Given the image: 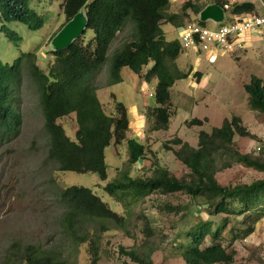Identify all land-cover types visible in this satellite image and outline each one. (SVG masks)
Wrapping results in <instances>:
<instances>
[{
    "label": "trees",
    "instance_id": "obj_1",
    "mask_svg": "<svg viewBox=\"0 0 264 264\" xmlns=\"http://www.w3.org/2000/svg\"><path fill=\"white\" fill-rule=\"evenodd\" d=\"M170 6V0H64L62 14L66 23L84 11L88 29L94 35L89 41L80 37L61 51L52 48L54 62L48 72L38 65L37 55L32 52H21L13 64L0 62V142H9L20 132L23 124L20 112L22 88L29 83L39 97L48 134L46 161L56 163L57 171L94 173L101 181H106L105 150L113 141L121 145L126 140L129 119L127 108L120 102L116 104L114 114L105 111L97 94L95 77L108 64V84L114 85L122 81L123 68L141 75L151 65L145 79H158L154 98L156 107L152 110L153 129H166L171 116L170 88L186 75L177 66L180 42L167 40L162 26L166 23L179 27L183 18H189L191 13L198 16L206 5L188 0L179 13H170ZM255 10L251 2L233 6L235 14ZM45 18L31 6V0H0V23L6 34L12 32L9 26L15 22L32 31L39 30L47 22ZM129 26L133 27L129 40H125L109 57L111 45ZM245 91L250 108L264 114L263 80L253 76L245 85ZM73 113L78 127L75 139H71L58 123L59 119ZM193 123L201 124L199 120ZM236 136L252 135L241 119L234 116L225 119L221 127L213 128L211 132L201 131L198 148L174 140L175 144H181L174 155L190 171L185 177L178 178L161 166L146 178L133 177L127 170L107 183L104 190L126 207L154 192H183L193 200L201 199L209 213L208 220L197 222V226L190 228L191 245L183 251L182 258L185 264H231L236 252H228L217 243L224 223L217 222L213 230L215 224L210 218L215 215L241 216L264 202V158L240 152L235 145ZM127 147L128 163L132 167L144 158L145 148L135 139L127 140ZM236 163L263 173V177L250 184L220 185L216 174ZM56 200L63 210L60 217L65 235L75 245L88 246L90 264H97L100 260L101 234L112 231L113 226L127 230L129 216L113 212L90 188L72 186L62 189L56 194ZM89 226L92 229L87 230ZM249 231L252 232L253 228ZM207 236L212 237L210 245L206 244ZM120 250L133 263L154 264L150 253L126 251L123 247ZM10 258L14 264H68L61 251L32 244H13Z\"/></svg>",
    "mask_w": 264,
    "mask_h": 264
},
{
    "label": "rangeland",
    "instance_id": "obj_2",
    "mask_svg": "<svg viewBox=\"0 0 264 264\" xmlns=\"http://www.w3.org/2000/svg\"><path fill=\"white\" fill-rule=\"evenodd\" d=\"M186 1L188 0H170L169 12H181L180 6ZM192 1L206 5V0ZM238 1L242 0L233 1L232 6L241 4ZM63 3L64 0H32V7L44 14L47 21L39 30L32 31L15 22L9 26L12 32L6 34L0 23V62L13 64L21 52H32L37 55L38 65L48 72L54 62L51 41L66 24L61 7ZM255 4L259 8L255 13H263L264 6L260 0H256ZM189 15V18H183L182 24L200 21L199 15ZM229 18L227 14L225 22ZM206 26L215 29L218 24L210 21ZM132 33V26L122 31L112 44L108 56L111 57L125 40H129ZM93 35V31H87L86 36L81 38L89 41ZM175 37L177 34L174 32L168 34L169 39L165 34L169 41L177 40ZM149 66L141 75L123 68L122 81L114 85L108 84L107 67L95 77L97 94L105 111L114 114L116 104L120 102L127 108L129 119L126 140L121 145H116L113 141L105 150L108 165L106 183L113 182L120 172L127 170L133 177L146 178L158 166L167 168L178 178L185 177L190 171L174 155L175 150L181 147L174 140L178 139L192 148H198V134L201 131L211 132L207 125L208 118L204 117L209 112H215V115L224 120L239 117L252 136H236V147L244 154L264 158V114L250 108L249 96L244 86L250 83L253 75L262 79L264 85V39L252 38L245 47L232 53L221 51L207 54L181 48L177 66L186 78L178 81L187 85L189 76L194 75L196 78L190 83L197 86L199 84V90H190L193 98L184 101L182 89L180 85L174 86L178 82L175 81L170 88L172 97V88L175 87L169 124L162 130L153 129L154 108L145 114L146 123L143 126L137 120L133 122L135 126L131 125L133 119L129 117L130 108L135 105L133 102L138 103L140 108L143 98L149 99V105L154 102L150 95L155 97L158 79H145L152 68ZM208 72L211 73L210 79L202 88L203 77ZM124 78L126 80L123 82ZM20 110L23 124L19 134L9 142H0V264H14L10 258V250L15 243L61 251L68 264L91 263L88 246L75 245L65 235L61 224L63 210L56 200V194L72 186L92 189L94 194L104 198L102 200L107 202L113 212L129 216L127 230L113 226L112 231L101 234L100 260L97 264H136L123 255L121 247L126 251L150 253L154 264H185L182 253L191 245L188 231L197 226V222L208 220L209 213L201 199L193 200L183 192H154L126 207L104 192L103 186L106 183L97 174L60 172L56 170V163L46 161L48 134L39 97L29 83L22 88ZM76 120L75 113L58 120L71 139L76 138ZM195 120H199L201 124L193 123ZM130 139H135L145 148L144 158L132 167L128 163L127 140ZM262 177L263 173L238 163L216 174V179L222 186L250 184ZM261 204L241 216L215 215L210 218L215 224L213 230L216 229L217 222L224 223L217 243L222 244L228 252H236L231 264H264V202ZM250 228H253L252 232L249 231ZM90 229L91 226L87 228ZM210 240L212 237L207 236V245H210Z\"/></svg>",
    "mask_w": 264,
    "mask_h": 264
},
{
    "label": "built area",
    "instance_id": "obj_3",
    "mask_svg": "<svg viewBox=\"0 0 264 264\" xmlns=\"http://www.w3.org/2000/svg\"><path fill=\"white\" fill-rule=\"evenodd\" d=\"M231 0H224L223 8L229 20L212 29L200 21H189L179 31V42L185 50L217 54L242 49L251 37L264 39V13L233 14Z\"/></svg>",
    "mask_w": 264,
    "mask_h": 264
},
{
    "label": "crops",
    "instance_id": "obj_4",
    "mask_svg": "<svg viewBox=\"0 0 264 264\" xmlns=\"http://www.w3.org/2000/svg\"><path fill=\"white\" fill-rule=\"evenodd\" d=\"M223 1L224 0H206V5H209V4H214V3H216V2H220V3H223ZM232 2L233 1H237V0H231ZM248 0H242V1H238V3H243V2H247ZM250 1V0H249ZM255 1L256 0H252V1H250L251 3H253L254 5H255V7H256V10L258 9L259 10V8L256 6V4H255ZM260 3H261V5H263L264 6V2L263 1H261L260 0ZM180 7H182V5L180 6ZM176 13H178V12H176ZM208 22H206V24H207ZM183 26V24L181 25V26H179V27H175V26H173V25H171V24H164V26L162 27L163 29H164V32H165V34H166V38H168V34L169 33H176L177 34V37H175V38H179V31H180V28ZM168 27H171L172 29L170 30V29H168ZM166 28V29H165ZM89 31H91V30H89ZM169 39V38H168ZM167 39V40H168ZM249 44H251V42L249 43ZM111 47H112V45H111ZM111 49V48H110ZM208 56V55H207ZM192 58V57H191ZM186 59H190V58H186ZM105 67H107V71H108V64L105 66ZM150 68V66L149 67H147V69H149ZM194 71H196V69H194ZM210 76H211V73L210 72H208V74L206 75V76H204L203 77V80H202V88L205 86V84L206 83H208V80L210 79ZM254 76V75H253ZM193 78H196V77H194V75H190L189 76V78L187 79L189 82H188V84L187 85H183V84H180V82H182V81H178V82H176V84L174 85L175 87H178V85H180V87H181V89H182V91H181V94H182V96H183V100L184 101H188V100H191V98H193V96L189 93L190 92V90H195V92H197L199 89V84H198V86L197 85H195V84H191L190 83V81L191 80H193ZM126 79L124 78L123 79V82L125 81ZM195 80V79H194ZM157 84V83H156ZM247 84H249V83H246V84H244V86L245 85H247ZM175 87L174 88H172V97H171V100H174V91H175ZM135 105H133V107L131 106V108H130V112H129V117H130V119H133V121H132V123H131V125L133 124V122H135L136 120L137 121H140V126H143V125H145V120H146V116H145V114L148 112V110L149 109H152V108H155L156 107V103H155V100H154V102H152L151 104L152 105H149L150 104V102H149V99H147V98H143L142 99V107L140 108L139 107V104L138 103H136V102H133ZM128 108H129V106H128ZM204 117H206V118H208V129H209V131H211L213 128H219V127H221L222 126V124H223V122H224V119L223 118H219V115H215V112H209L207 115H205ZM134 126H135V124H133ZM143 127H141V129H142ZM140 135H142L141 133H140ZM198 139V138H197ZM120 168H116V170H119ZM107 181H105V183H106ZM105 192V191H104ZM101 198L102 199H104L102 196H101Z\"/></svg>",
    "mask_w": 264,
    "mask_h": 264
},
{
    "label": "water",
    "instance_id": "obj_5",
    "mask_svg": "<svg viewBox=\"0 0 264 264\" xmlns=\"http://www.w3.org/2000/svg\"><path fill=\"white\" fill-rule=\"evenodd\" d=\"M224 13L223 6L214 3L207 5L198 15L201 22L222 23L224 21ZM86 17L85 12L81 11L63 26L51 42L54 51L67 49L75 40L86 34L88 30V18Z\"/></svg>",
    "mask_w": 264,
    "mask_h": 264
},
{
    "label": "clouds",
    "instance_id": "obj_6",
    "mask_svg": "<svg viewBox=\"0 0 264 264\" xmlns=\"http://www.w3.org/2000/svg\"><path fill=\"white\" fill-rule=\"evenodd\" d=\"M31 2H32V0H31ZM216 3H217V2H216ZM223 3H224V1H223ZM223 3H218V4H221V5L223 6ZM62 5H63V4H62ZM31 6H32V5H31ZM206 6H207V5H206ZM206 6H205V7H206ZM231 6H232V3H231ZM61 7H62V6H61ZM232 9H233V6H232ZM35 10H36V9H35ZM244 13H248V12H244ZM253 13H255V11H254ZM263 13H264V12H263ZM233 14H235V13H233ZM42 15H44V14H42ZM44 16H45V15H44ZM224 18H225V16H224ZM208 22H210V21H208ZM211 22H212V21H211ZM223 22H224V21H223ZM223 22H222V23H223ZM213 23H214V22H213ZM222 23H215V24H218V26H219V25H221ZM45 24H46V23H45ZM183 24H184V23H183ZM205 26H206V23H205ZM29 30H30V29H29ZM87 31H89V29H88ZM58 33H59V32H58ZM58 33H57V34H58ZM57 34H56V35H57ZM56 35H55V36H56ZM55 36H54V37H55ZM252 38L257 39V40H262V39H258V38H256V37H254V36H253ZM252 38L250 37V38L248 39V42H249ZM52 40H53V39H52ZM177 40H179V38H177ZM51 42H52V41H51ZM248 42H247V43H248ZM180 45H181V44H180ZM51 47H52V45H51ZM150 97L155 98L153 95H150ZM20 112H21V110H20ZM198 135H199V134H198ZM198 142H199V139H198ZM258 151H259V150H258ZM136 164H137V163H136ZM103 182H105V181H103ZM106 184H107V183H106ZM106 184H105V185H106ZM105 185H104V186H105ZM104 186H103V190H104ZM91 190H92V189H91ZM104 191H105V190H104ZM93 193H94V192H93ZM105 193H106V192H105ZM95 195H96V194H95ZM107 195H108V194H107ZM97 196H98V195H97ZM108 196H109V195H108ZM110 197H111V196H110ZM100 198H101V197H100ZM101 199H102V198H101ZM104 202H105V201H104ZM106 203H107V202H106Z\"/></svg>",
    "mask_w": 264,
    "mask_h": 264
}]
</instances>
